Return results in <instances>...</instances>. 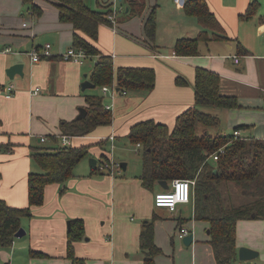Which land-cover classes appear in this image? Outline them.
Here are the masks:
<instances>
[{
    "label": "crops",
    "instance_id": "crops-1",
    "mask_svg": "<svg viewBox=\"0 0 264 264\" xmlns=\"http://www.w3.org/2000/svg\"><path fill=\"white\" fill-rule=\"evenodd\" d=\"M109 1L101 0L102 3ZM180 1L172 0V3L180 4ZM253 1L259 4V10L248 19L240 18ZM84 2L97 8L98 0L94 4ZM121 2V12L125 13L127 1ZM206 2L222 25L226 39L200 41L199 53L194 56L174 53L178 39L193 38L202 30L194 17L185 14L183 3L179 7L183 13L177 17L173 8V15H159V0H145L141 16L117 17L116 31L109 25H100L95 46L111 56L115 73L120 67L150 68L155 75L154 86L148 92L128 89L114 97L102 95L104 107L112 114L111 124L98 126L85 136H71L69 146H88V153L96 155L98 165L103 157L113 155L111 135L116 142L120 138L128 140L131 128L146 120L173 128L176 118L194 106L190 84L197 67L217 73L221 78V93L234 95L239 104L232 109L202 108L219 119L218 125L209 131H234L242 126L238 130L241 136L264 139L261 2ZM32 4L41 9L40 15L32 14L30 5L22 0H0V144L10 145L9 151H0V199L12 207L28 206V176L30 172L39 171L30 155L32 149L58 147L63 133L61 121L76 119L79 108L87 106L86 96L100 93L96 94V86L85 90L81 87L85 79L91 82L96 56H87L81 62L62 57L68 47V50L74 47V29L71 23L59 20L55 1L33 0ZM152 11L156 17V32L154 40L148 41L144 26ZM162 24L165 36L161 34ZM168 40L172 42L166 48ZM44 43L51 45V55L32 61L28 52L40 51ZM238 43L247 54L238 51ZM8 48L15 52L11 57L7 56ZM234 56H238V62H234ZM15 63H22L23 75L9 79L5 71ZM87 65L88 71L82 68ZM177 76H183L190 84L177 85ZM9 83L14 85L15 93L6 97L4 87ZM113 84L115 86V81ZM36 87L40 91L34 94ZM41 137H45V141H41ZM82 160L71 178L45 187L43 203L32 207L31 217L21 218L26 234L7 248L0 246V264H77L67 253V228L72 219H81L85 229L84 239L73 244L74 255L80 259L78 264H143L140 235L143 224L151 220L153 241L161 250L154 264H216L207 232L209 223L195 218L194 192L191 201L178 204L175 211H170L154 205V194L163 188L159 185L153 190L144 188L138 178L142 167L139 174L127 175L122 170L111 175L106 171L94 172V167L85 162L86 159ZM226 185L221 183L220 187ZM189 204L191 216H183L182 211ZM180 226H185L192 235L193 241L188 246L175 236ZM236 247L237 253L240 247H247L258 252V259H264V219L238 220ZM238 262L246 263L237 256L234 264ZM262 263L257 261V264Z\"/></svg>",
    "mask_w": 264,
    "mask_h": 264
},
{
    "label": "trees",
    "instance_id": "trees-1",
    "mask_svg": "<svg viewBox=\"0 0 264 264\" xmlns=\"http://www.w3.org/2000/svg\"><path fill=\"white\" fill-rule=\"evenodd\" d=\"M54 1L59 20L73 26V46L84 49L87 56L97 58L90 74L94 86L112 85L115 81L116 93L128 89L148 92L153 88V69L120 67L115 73L111 56L103 54L95 46L100 25L112 24L108 19L112 12V2L107 0L108 3H102L98 0L97 8L93 9L84 0ZM126 1V17L142 15L145 0ZM22 2L30 5L33 14L40 15L41 9L32 4L33 0ZM258 7L256 1L250 2L240 18H250ZM183 9L186 15L196 19L202 30L193 38L178 39L174 45L175 54L198 55L200 41L226 39L222 25L209 9L206 0H186ZM155 32L156 17L152 11L145 21L146 39L154 40ZM238 51L241 54L248 53L240 43ZM175 82L184 86L190 84L183 76H177ZM220 84L221 78L217 73L197 67L190 84L194 91V106L176 118L173 128L146 120L135 124L127 138L132 144L139 143L141 146L142 172L138 178L144 188L153 190L160 181H165L169 188L174 179H195V218L209 223V243L215 263L234 264L237 259V221L264 219V181H260L261 166L264 163V139L235 136L233 133H209V128L216 127L219 119L216 115L202 111V108L222 110L237 108L239 105L234 95L221 93ZM86 104L87 114L84 118L61 121L62 134L85 136L98 126L111 124L112 114L104 107L101 96H86ZM1 150L9 151L10 145L0 144ZM213 154H218L215 161L211 158ZM30 155L39 171L30 172L28 176V206L12 207L0 199V246L4 248L9 247L16 239L14 235L21 227V218L31 217L32 207L43 203L45 187L52 183L62 184L73 176L76 165L88 155V146L35 147ZM93 171L100 173L101 170L96 166ZM221 183H233L244 194H251V200L225 208L218 189ZM84 237L83 221L70 220L67 228V253L77 264L80 259L74 255L73 244ZM140 250L143 264H154V258L161 253L153 241L152 220L143 224Z\"/></svg>",
    "mask_w": 264,
    "mask_h": 264
},
{
    "label": "built area",
    "instance_id": "built-area-1",
    "mask_svg": "<svg viewBox=\"0 0 264 264\" xmlns=\"http://www.w3.org/2000/svg\"><path fill=\"white\" fill-rule=\"evenodd\" d=\"M180 0H174V2L179 3ZM118 1L114 0L112 4V12L108 16V19L112 23L110 26L112 27L113 31H116L117 27V17L118 14L121 13L122 9L119 7L117 9L116 3ZM30 12L33 14L32 10L30 9ZM26 24L24 23L23 26ZM51 45L49 43H46L43 48L39 51L37 49H32L30 52H28L29 57L32 59V61H38L40 58L47 57L51 55L50 52ZM6 51H11L10 48L6 49ZM62 57L65 60H72L75 62H81L83 58L87 57V54L84 49L82 48H75L71 47L69 50H67L64 54H62ZM234 62H238V56L233 57ZM40 91L38 87H36L32 93L36 94ZM101 91L103 95H110L111 97H114L117 93L115 91L114 84L112 85H103L101 87ZM15 93V87L12 83L7 84L4 87V94L6 97H11ZM125 93V92H123ZM106 108V107H105ZM109 109V108H106ZM233 134L235 136H240V131L234 130ZM110 143H111V154L115 148V138L113 135L109 137ZM41 141H45V137L40 138ZM71 136L62 134L59 137V146H69ZM137 148L140 147V144L137 143L135 145ZM211 158L215 161L218 159V154H213ZM99 170L106 171L107 173L114 175L119 174L122 172V166L121 163L116 162L113 158V155L111 157H107L106 159H102L100 163L97 165ZM195 185V179H174L170 183L169 188L162 189L154 194V205L156 207H165L169 209L170 211H175L178 204L181 203H188L191 201L192 193H193V187ZM190 232L185 226H180L175 236L177 238L183 239L185 236L189 235ZM103 264H114L112 262H104Z\"/></svg>",
    "mask_w": 264,
    "mask_h": 264
},
{
    "label": "rangeland",
    "instance_id": "rangeland-1",
    "mask_svg": "<svg viewBox=\"0 0 264 264\" xmlns=\"http://www.w3.org/2000/svg\"><path fill=\"white\" fill-rule=\"evenodd\" d=\"M260 2V9H261V13L263 16H264V0H259ZM90 2L92 4L95 3V0H88V3L90 4ZM122 2L121 1H118L116 3V7L117 9H119V7H122ZM159 15H173L174 13H172V8L174 9L175 12H177V17H179V15H182V9L179 8L180 7V4H175V5L172 3V0H159ZM262 5V6H261ZM169 8H171L169 10ZM259 8V7H258ZM181 9V10H180ZM169 10V12H168ZM259 10V9H258ZM168 12V13H167ZM124 13H120L118 16H122ZM118 21V19H117ZM111 28V26H109ZM161 34L165 36V33H164V28H165V25H161ZM168 33V31H167ZM209 34V32H208ZM171 42L172 41H166L165 42V47L166 48H169L171 46ZM45 45V43L43 44ZM69 48V47H68ZM68 48L66 50H68ZM65 50V51H66ZM15 52L13 50L7 52V56L11 57L12 55H14ZM18 55H25L23 53H16ZM22 57V56H21ZM89 65H87L86 67H82L84 70L88 71ZM11 81V80H10ZM9 82V81H8ZM13 82V81H11ZM14 83V82H13ZM101 87H97L96 89V94L97 93H101ZM97 94L98 96H102V94ZM209 133L211 134H215V133H221V134H232L233 131H214V130H210ZM59 140V139H58ZM115 144V148L113 150V157H114V160L116 162H125L128 164V167L125 171H123L122 173L126 174L127 175H133L135 173H140L141 172V164H142V161H141V149L138 147H136L134 144H132L129 140H127L126 138H120L119 141H115L114 142ZM109 147V145H108ZM96 156V155H95ZM95 156H93L92 153H88V157L87 158H84L82 161L84 162V160L86 159L85 162H88L89 163V158H95ZM97 158V157H96ZM262 168V171H261V175H260V181H264V163L262 164L261 166ZM101 172H104V171H100ZM219 191L221 193V196H222V204L225 208H229V207H233V206H238L244 202H248L249 200H251L252 196L251 194L247 193V194H244L241 190V188L235 186L233 183L231 184H227L226 186H219ZM182 215L183 216H188L190 217L191 216V209H190V204L187 205V209L185 208L183 211H182ZM257 261H260V262H263L262 264H264V259H258V256L256 258H254L253 260H251L250 262H252L251 264H257ZM237 264H246V263H241V262H238Z\"/></svg>",
    "mask_w": 264,
    "mask_h": 264
},
{
    "label": "water",
    "instance_id": "water-1",
    "mask_svg": "<svg viewBox=\"0 0 264 264\" xmlns=\"http://www.w3.org/2000/svg\"><path fill=\"white\" fill-rule=\"evenodd\" d=\"M121 1V0H119ZM183 3V0L180 1V4ZM22 68L23 65L22 63H15L13 65H10L7 69H6V75L8 76L9 79H13L15 75H23L22 72ZM86 76V75H85ZM81 87L83 90H85L86 88H92L94 87V84L91 83L89 80L85 79L82 83H81ZM87 114V110L84 107H80L79 108V114L77 115V119H81L84 118ZM89 165L91 167H96L97 163H96V158H89ZM121 166H122V170L125 171L126 170V163L125 162H121ZM160 185V187H162L163 189H167L168 188V184L165 181H160L158 183ZM209 232V231H207ZM26 234V231L24 230V228L20 227L18 229V231L15 233V238H21ZM193 239H192V235L189 234L187 236H185L183 238V243L185 245H190L192 243ZM238 259L241 261H245L246 264H249L251 260H253L254 258H256L258 256V252L255 250H252L250 248L247 247H240L238 249V253H237Z\"/></svg>",
    "mask_w": 264,
    "mask_h": 264
}]
</instances>
